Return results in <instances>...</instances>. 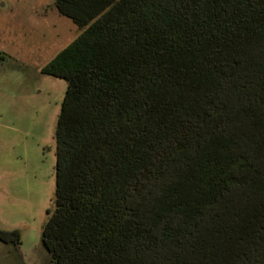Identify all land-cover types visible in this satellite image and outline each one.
Instances as JSON below:
<instances>
[{
	"label": "trees",
	"instance_id": "16d2710c",
	"mask_svg": "<svg viewBox=\"0 0 264 264\" xmlns=\"http://www.w3.org/2000/svg\"><path fill=\"white\" fill-rule=\"evenodd\" d=\"M54 6L81 32L41 69L67 81L50 261L264 264V0Z\"/></svg>",
	"mask_w": 264,
	"mask_h": 264
},
{
	"label": "rangeland",
	"instance_id": "374dc122",
	"mask_svg": "<svg viewBox=\"0 0 264 264\" xmlns=\"http://www.w3.org/2000/svg\"><path fill=\"white\" fill-rule=\"evenodd\" d=\"M55 0H0V264H53L42 227L55 192V128L67 87L41 71L81 29Z\"/></svg>",
	"mask_w": 264,
	"mask_h": 264
}]
</instances>
